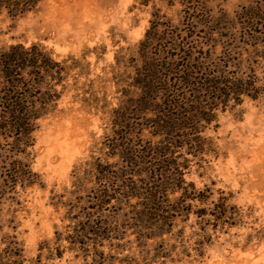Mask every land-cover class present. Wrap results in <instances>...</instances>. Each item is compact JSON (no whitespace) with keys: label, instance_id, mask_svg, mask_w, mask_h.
Here are the masks:
<instances>
[{"label":"rangeland","instance_id":"rangeland-1","mask_svg":"<svg viewBox=\"0 0 264 264\" xmlns=\"http://www.w3.org/2000/svg\"><path fill=\"white\" fill-rule=\"evenodd\" d=\"M252 9L264 12V0H42L23 16L0 10V49L39 43L56 59H71L76 78L67 80L58 110L42 119L35 132L28 162L38 182L0 195L1 248L16 241L24 264H264V98L245 97L242 104L218 112L204 133L205 155L193 157L185 154L186 148L177 154L191 160L186 181L198 191L212 192L205 202L192 201L193 211H211L223 191L230 206L223 220L216 223L207 215L211 222L206 223L194 212L189 217L184 212L159 232L136 227L133 206L139 200H124L99 216L116 232L105 239L90 232L79 238L81 243L69 238L77 220L85 219L94 205L90 192H95V180H87L86 163L97 157L121 162L113 140L127 133L115 135L112 116L126 98L141 91L132 86L143 63L137 52L152 24L169 34L163 46L176 38L188 51V35H194L205 49L215 45L218 60L227 61L230 53V70L238 71L234 63L241 59V71L252 66L263 76L264 60L254 63L245 39L226 38L231 31H243ZM257 22L260 30L264 21ZM210 25L221 32L213 35L215 43L205 35ZM228 43L232 48L223 55ZM175 63L167 77L173 90L182 93L178 80L187 62L177 58ZM161 74L166 76L165 70ZM133 117L136 132L128 136L130 143L144 146L163 139L154 127L143 128L141 115Z\"/></svg>","mask_w":264,"mask_h":264},{"label":"trees","instance_id":"trees-1","mask_svg":"<svg viewBox=\"0 0 264 264\" xmlns=\"http://www.w3.org/2000/svg\"><path fill=\"white\" fill-rule=\"evenodd\" d=\"M41 1L0 0V10H6L13 17L23 16ZM251 11L246 13L249 23L242 26L243 31H231L226 38L233 35L236 40L244 38L246 46L251 48V58L259 66L257 60H264V25L259 30L256 21H264V12L259 9ZM161 28L159 23H153L139 45L138 59L143 63L137 68L132 86L141 88L140 93L126 98L112 116V123L118 128L115 135L127 133L126 138L113 140L120 164L102 162L99 157L86 163L88 167L84 174L88 176L87 180H95V192H90L94 205H89L92 211L85 213V219L77 220L73 227L75 234L69 237L71 242L81 243L79 238L88 237L90 232L102 239L116 232L113 225L99 216L101 211L123 204L124 200H139L133 206H136L133 214L136 227L159 229V232L169 226L168 222H172L176 215L184 212L188 217L194 212L206 223L211 222L207 215L214 217L216 223L227 217L229 197L223 191L211 211L206 208L193 211L192 201L205 202L212 192L209 188L198 191L192 182L186 181L185 170L191 160L177 154L186 148L185 154L193 157L205 155L208 138L204 133L217 121L218 112L242 104L245 97L264 98V72L261 76L252 66L247 72L241 71V59L238 61L240 65L233 62L238 71L230 70V53L225 56L227 61L218 60L215 45L205 49L204 41L194 35H188V51L183 42L174 37L173 43L163 46L169 34L162 32ZM217 30L210 25L205 31L208 42H216L214 34L220 37L221 32ZM223 47L225 55V50L232 45L228 43ZM177 58L187 62L183 65L184 70L181 69L184 76L178 80L182 93L173 90L170 77H167L174 70ZM68 60L56 59L52 51L39 43L30 46L17 43L0 49L1 196L15 190L17 185L28 187L38 182L28 156L35 145V132L40 121L58 110L68 87L67 80L70 77L76 80L71 76L74 64H68ZM164 70L166 76L161 74ZM133 114L146 119L143 128L154 127V134L163 139L159 142L150 140L144 146L130 143L128 136L136 132ZM176 193L180 196L172 202L170 196ZM188 200L191 203L188 202V209H185ZM16 245V241H10L5 248L0 245V264H24Z\"/></svg>","mask_w":264,"mask_h":264}]
</instances>
